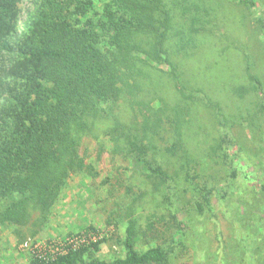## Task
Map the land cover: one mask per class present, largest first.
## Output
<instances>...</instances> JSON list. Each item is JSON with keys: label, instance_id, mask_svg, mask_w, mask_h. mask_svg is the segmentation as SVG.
<instances>
[{"label": "rangeland", "instance_id": "374dc122", "mask_svg": "<svg viewBox=\"0 0 264 264\" xmlns=\"http://www.w3.org/2000/svg\"><path fill=\"white\" fill-rule=\"evenodd\" d=\"M72 1L58 10L68 20ZM162 2L174 16L177 79L194 96L180 93L168 65L151 62L134 94L95 98L99 111L85 118L58 193L0 197V212L21 209L17 222L0 220V264H31L38 246L89 232L99 249L87 259L124 257L131 218L138 251L163 248L158 264H264V0ZM92 3L83 22L104 9ZM47 5L19 1L15 45ZM19 57L0 55V96ZM210 187L222 190L212 210L200 207Z\"/></svg>", "mask_w": 264, "mask_h": 264}, {"label": "trees", "instance_id": "16d2710c", "mask_svg": "<svg viewBox=\"0 0 264 264\" xmlns=\"http://www.w3.org/2000/svg\"><path fill=\"white\" fill-rule=\"evenodd\" d=\"M19 1L0 0V55H20L0 96V197L19 193L25 198L32 193L44 199L56 195L65 182L85 118L99 111L95 98L134 94L145 63L166 64L177 79V64L168 48L174 16L162 0H100L104 9L98 12L99 18L83 22L93 9L92 0L70 3L73 8L67 11L76 20L58 14L67 7L64 0H49L48 8L23 31L25 43L15 45L12 38L18 32ZM251 79L257 81L252 75ZM177 81L183 96H194ZM230 142L226 133L223 143ZM153 170L158 172L159 168ZM221 194L220 188L206 189L200 207L215 209ZM20 215L16 205L1 211L0 220L17 222ZM135 227L136 220L131 218L124 257L87 259L85 253L90 248L99 249V242H92L90 247L69 250L54 259L33 256L31 264L160 263L165 256L160 246L143 252L136 249Z\"/></svg>", "mask_w": 264, "mask_h": 264}, {"label": "built area", "instance_id": "2783aa9c", "mask_svg": "<svg viewBox=\"0 0 264 264\" xmlns=\"http://www.w3.org/2000/svg\"><path fill=\"white\" fill-rule=\"evenodd\" d=\"M96 234L84 233L78 236L66 237L58 243H51L44 248L37 247L33 250V256L39 257L44 260L54 259L60 254L67 253L69 250H74L80 247H85L93 240L96 239ZM28 245V243H26Z\"/></svg>", "mask_w": 264, "mask_h": 264}]
</instances>
